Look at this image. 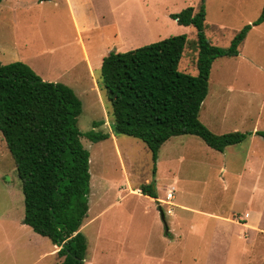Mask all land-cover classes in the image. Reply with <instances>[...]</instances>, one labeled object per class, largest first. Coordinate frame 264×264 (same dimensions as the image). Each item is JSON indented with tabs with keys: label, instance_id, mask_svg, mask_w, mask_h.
<instances>
[{
	"label": "rangeland",
	"instance_id": "374dc122",
	"mask_svg": "<svg viewBox=\"0 0 264 264\" xmlns=\"http://www.w3.org/2000/svg\"><path fill=\"white\" fill-rule=\"evenodd\" d=\"M82 1L4 0L0 62H25L42 79L67 84L83 104L80 130L111 135L100 142L82 138L91 155L84 264H264V137L257 135L264 131V23L251 30L238 57L215 61L200 113L216 134L253 135L225 152L197 136L173 137L155 166L142 140L113 133L112 106L98 84L101 67L113 51L183 34L196 40L193 26L170 15L199 7L201 0H87L92 18H81L86 30L80 33L75 7ZM206 7L208 38L228 47L260 17L264 0H206ZM197 59L187 47L180 69L196 75ZM151 182L162 201L137 195ZM169 188L175 189L171 205ZM24 217L21 180L0 134V264H61L60 248Z\"/></svg>",
	"mask_w": 264,
	"mask_h": 264
},
{
	"label": "trees",
	"instance_id": "16d2710c",
	"mask_svg": "<svg viewBox=\"0 0 264 264\" xmlns=\"http://www.w3.org/2000/svg\"><path fill=\"white\" fill-rule=\"evenodd\" d=\"M170 17L181 26H193L196 40L189 41L183 34L127 52L113 51L104 58L98 80L112 106L113 133L142 140L155 166L161 148L173 137L197 136L212 149L225 152L253 134H216L202 122L200 113L215 61L240 55L251 30L264 23V8L228 47L214 44L206 34V0ZM187 47L198 52L196 75L180 69ZM82 113L81 99L67 84L42 79L25 62H0V134L21 180L23 222L60 248L61 264H84L87 257L88 240L81 229L89 217L91 155L82 138L100 142L111 136L94 130L83 133L78 125ZM257 135L264 137V131ZM140 190L159 198L152 182Z\"/></svg>",
	"mask_w": 264,
	"mask_h": 264
},
{
	"label": "crops",
	"instance_id": "0c3cea01",
	"mask_svg": "<svg viewBox=\"0 0 264 264\" xmlns=\"http://www.w3.org/2000/svg\"><path fill=\"white\" fill-rule=\"evenodd\" d=\"M90 3L91 2H89V1H87V0H84V1H82V2H80V4H78L77 5V7H75V11L77 10V9H79V11H80V14L78 13V16H76L75 17V25H76V28H77V30L81 33V32H83L84 30H86V28L85 27H83L82 26V23H81V18L83 17H85L86 18V22L88 21V20H90L92 17H90V14L92 15V11H93V9H92V7L90 6ZM83 11V12H82ZM211 40V39H210ZM215 44V43H214ZM216 45H218L217 43H216ZM3 64V63H2ZM7 64H9V63H7ZM253 135V134H252ZM170 189V188H169ZM23 191V190H22ZM141 191V190H140ZM158 192V191H157ZM137 195L138 196H140V197H145V195H143L142 194V192L141 193H137ZM149 197V196H148ZM151 198V197H150ZM153 199V198H152ZM162 201L161 199H154V201ZM160 207H162V206H160ZM172 210V214H174V211H173V209H171ZM172 214H170V215H172ZM248 215V214H247ZM240 219L241 220H243L244 221V226L246 225V226H250L248 223H247V220L244 218V217H240ZM251 227V226H250ZM57 249H58V247H56ZM58 251V250H57ZM57 253V252H56ZM56 253H53V254H55L56 255ZM54 256V255H53Z\"/></svg>",
	"mask_w": 264,
	"mask_h": 264
},
{
	"label": "built area",
	"instance_id": "2783aa9c",
	"mask_svg": "<svg viewBox=\"0 0 264 264\" xmlns=\"http://www.w3.org/2000/svg\"><path fill=\"white\" fill-rule=\"evenodd\" d=\"M167 204L168 205H171L172 204V201L175 199V189L174 188H170L167 192ZM167 213L170 215L172 214V210L171 209H168L167 210Z\"/></svg>",
	"mask_w": 264,
	"mask_h": 264
},
{
	"label": "water",
	"instance_id": "95a60500",
	"mask_svg": "<svg viewBox=\"0 0 264 264\" xmlns=\"http://www.w3.org/2000/svg\"><path fill=\"white\" fill-rule=\"evenodd\" d=\"M160 213L162 215V219L165 221V214H164L162 207H160Z\"/></svg>",
	"mask_w": 264,
	"mask_h": 264
}]
</instances>
